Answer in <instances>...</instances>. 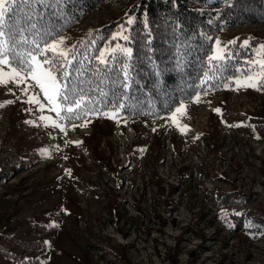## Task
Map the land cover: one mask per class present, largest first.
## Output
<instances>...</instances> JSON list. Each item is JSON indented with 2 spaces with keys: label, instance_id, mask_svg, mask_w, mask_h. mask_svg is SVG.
<instances>
[{
  "label": "rangeland",
  "instance_id": "rangeland-1",
  "mask_svg": "<svg viewBox=\"0 0 264 264\" xmlns=\"http://www.w3.org/2000/svg\"><path fill=\"white\" fill-rule=\"evenodd\" d=\"M138 1L107 0L65 46L111 24L127 34ZM239 37L259 59L264 21L219 31L212 54ZM254 71L158 119L66 123L31 79L0 86V264H264V91L235 82Z\"/></svg>",
  "mask_w": 264,
  "mask_h": 264
},
{
  "label": "trees",
  "instance_id": "trees-1",
  "mask_svg": "<svg viewBox=\"0 0 264 264\" xmlns=\"http://www.w3.org/2000/svg\"><path fill=\"white\" fill-rule=\"evenodd\" d=\"M106 1L68 0L63 5L53 4L47 8L37 5L43 20L36 16L34 22L38 29L47 24L61 35ZM227 1L139 0L131 9L134 21L128 25L130 40L125 42V46L132 49L131 58L125 60L129 76L125 78L123 74L118 62L123 58L119 55L117 62L107 67L97 58L116 32L117 25L111 24L85 34L72 46L68 71L73 73L74 69H79L83 74H73L71 79L78 84L83 81L80 86L90 90L88 96L98 102L101 112L114 111L112 103L119 102L124 104L119 115L132 119L167 117L182 103L200 94L232 87L234 80L247 72L248 60L258 41L250 42L251 47L245 49L242 46L245 38L239 37L228 47L231 57L226 62L227 70L224 64L218 70L216 61H208L215 35L223 29L263 22L264 0H230V4H226ZM24 12H18L17 19L23 17ZM24 35L30 40L38 39L31 32ZM205 72L214 78L202 83ZM260 89L264 91V87ZM95 116L102 115L89 113L85 119ZM257 130L264 135L263 125H258ZM227 198L220 201V206L226 205ZM262 220L264 226V215ZM15 260L20 264H41L38 260Z\"/></svg>",
  "mask_w": 264,
  "mask_h": 264
},
{
  "label": "snow or ice",
  "instance_id": "snow-or-ice-1",
  "mask_svg": "<svg viewBox=\"0 0 264 264\" xmlns=\"http://www.w3.org/2000/svg\"><path fill=\"white\" fill-rule=\"evenodd\" d=\"M68 0H0V86L13 84L19 87L26 84L29 79L35 82L29 85V88L38 87L43 92L50 110L55 112L61 119L84 120L89 113H96L109 119H117L120 109L124 108L123 103H112L113 112H101L98 102L89 98L88 91L83 88V81L79 84L71 79L73 74L82 75L79 69H74L73 73L68 71L71 66L70 50L65 46V38L54 31L47 24L37 28L34 18L39 16L43 20V15L37 11V5L42 8L51 7L53 4L63 5ZM27 9V12H24ZM24 12L23 17L17 19V13ZM130 18L128 24H132ZM36 30L33 32V30ZM120 31L112 36V40L129 41V35L125 34L124 26H120ZM25 32H31L38 39H29L24 35ZM50 38V39H49ZM95 42V41H93ZM229 44H235L236 41H230ZM27 45V47H25ZM216 50L208 57L209 63L217 62V69L224 64V70H227L226 62L230 59L231 53L227 45H221L217 39L215 41ZM242 46L250 48L248 40H244ZM123 59L118 62L121 64L125 78L129 76V65L125 60L130 59L132 49L116 43L114 47H105L103 51L98 53L100 63L107 67L110 63L117 62V56ZM260 58L249 61L250 65H255L259 71L250 72L245 76L243 81L237 79L235 82L239 87L256 88L260 90L264 87V44H261L256 52ZM75 58L74 55L71 57ZM202 83H206L214 76H209L207 72L204 74ZM257 81H261L258 85ZM128 85L125 84V87ZM25 95H28V88L22 89ZM104 95L103 93H101ZM199 102V97L196 98ZM15 101L9 100L5 103L11 104ZM27 103L39 105L43 110L45 105L41 103L39 94L29 96ZM0 104V107H3ZM186 111L183 104L175 109L176 113L183 114ZM220 112V109H214ZM65 115H61V113ZM41 120L49 121L50 118L41 116ZM174 122L175 117H173ZM51 126L60 128L63 126L55 120H51ZM179 126V125H177ZM186 127V126H185ZM183 130V129H181ZM43 154L47 155V150H43Z\"/></svg>",
  "mask_w": 264,
  "mask_h": 264
}]
</instances>
